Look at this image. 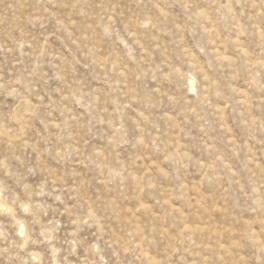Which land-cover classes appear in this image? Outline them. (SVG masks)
I'll return each mask as SVG.
<instances>
[{
    "label": "rangeland",
    "instance_id": "obj_1",
    "mask_svg": "<svg viewBox=\"0 0 264 264\" xmlns=\"http://www.w3.org/2000/svg\"><path fill=\"white\" fill-rule=\"evenodd\" d=\"M0 264H264V0H0Z\"/></svg>",
    "mask_w": 264,
    "mask_h": 264
}]
</instances>
